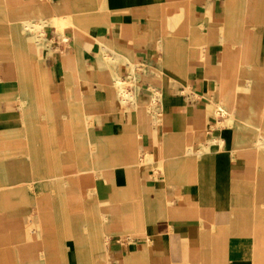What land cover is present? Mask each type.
<instances>
[{"label":"crops","instance_id":"crops-1","mask_svg":"<svg viewBox=\"0 0 264 264\" xmlns=\"http://www.w3.org/2000/svg\"><path fill=\"white\" fill-rule=\"evenodd\" d=\"M43 19L46 36L30 48L23 24ZM132 64L147 79L137 84ZM133 71L139 103L123 107L115 79ZM191 88L196 97L184 94ZM263 108L264 0H0V264H11L12 247L19 264H43L36 252L48 245L12 246L10 231L29 223L21 234L31 240L38 217L29 205L10 209L11 186L25 184L21 199L35 206L58 199V186L69 197L75 182L97 191L86 200L103 223L108 262L99 264H264ZM139 155L150 161L144 175ZM128 231L146 236L122 246ZM61 248L59 263L75 264L72 247Z\"/></svg>","mask_w":264,"mask_h":264},{"label":"rangeland","instance_id":"rangeland-1","mask_svg":"<svg viewBox=\"0 0 264 264\" xmlns=\"http://www.w3.org/2000/svg\"><path fill=\"white\" fill-rule=\"evenodd\" d=\"M263 13L262 8L258 9H251L252 15L257 12ZM57 32H64L61 27H56ZM109 59V61H108ZM114 59V58H113ZM112 58L107 57L106 61L111 62L113 60ZM131 67L136 71L138 70V78L137 84L139 81H143L147 78L141 76L140 70L142 69V65L140 64H132ZM133 71L130 74V77L124 82L125 85L128 87L129 85H136V79L134 80L133 76H137L136 72ZM115 79V78H114ZM241 82H246L247 79L244 77L240 78ZM152 89L149 88L145 89L149 95V100L151 98ZM115 90V89H114ZM184 94H190L193 97H196L194 95V90L191 88V90L186 89ZM149 102V101H148ZM152 116H156L159 113L157 110L152 109L149 110ZM229 113L230 110H227ZM228 119L230 117V114H227ZM228 122V121H227ZM233 121L228 122V124H231ZM138 162L136 163V167L139 169L140 175L146 174V170L148 169V166H150V161L143 155L138 156ZM152 166V165H151ZM153 167V166H152ZM130 167L124 168L125 171H130ZM154 174L161 171V168L154 167L151 168ZM108 174L112 178V184H108V189L106 190V196L107 198H111V201L114 203V193H115V186H114V168H108L107 169ZM65 176V175H64ZM50 180V178H48ZM126 184L123 185L122 191L125 193L126 189H128V192H130V183L131 179L130 176L128 178H125ZM44 184L47 182L44 178ZM75 185L71 186L69 197L67 196V193L64 191L63 186H58V190H53L55 194L53 195L55 200H43V201H35V206H33L34 201H26L22 200V194L20 192L21 187H24L25 184L21 185H14L11 186V200H10V209H16L20 206H26L29 205L32 207L33 212L36 211L38 221L34 220V217L31 215V218L33 220V223L35 225L34 232H32V239H26L25 237H22V234L24 230L27 228H21V229H13L9 233V240L11 241L12 246H17L19 244L18 242H26V241H38V242H48L47 247L42 248L45 250V254H41V249L38 248V251L36 252L42 259L43 264H60L59 263V257L62 253V248L64 245H67L69 247H72L69 256L71 260L75 264H99L101 262H108L107 261V251L106 256L103 254V238H102V221L98 215V213H91L90 209L95 205L96 202L88 201L86 200L89 197L96 196L97 197V191L96 190H85V191H78ZM78 184V183H77ZM28 187L32 192L35 191V184H28ZM121 192V190H119ZM51 189L50 187H46L44 185L43 187V193H48L50 196ZM64 192V194H62ZM98 202V201H97ZM100 208L103 213L106 211L103 210L105 206H103V203H100ZM112 209L108 208L107 206V219L110 218V214H112ZM75 214L74 220L72 219V215ZM105 221V220H104ZM103 221V222H104ZM72 225H74L75 229L73 231ZM134 234L137 235H145L146 233L141 232H119L118 242L123 246L125 245L124 242L120 240H130ZM4 234H0V240L3 239ZM6 235V234H5ZM104 235H106L104 233ZM19 236V238H18ZM110 241V239H109ZM109 243V242H108ZM45 245V244H44ZM108 247V244H107ZM68 249V248H67ZM86 249L89 250L87 253ZM2 252V249H0V253ZM10 252V261L11 264H19L18 259V250L17 247H12L9 249ZM35 255L34 252H28L27 256ZM74 257V259L72 258ZM101 256L100 259H98ZM98 257V258H97Z\"/></svg>","mask_w":264,"mask_h":264},{"label":"bare ground","instance_id":"bare-ground-1","mask_svg":"<svg viewBox=\"0 0 264 264\" xmlns=\"http://www.w3.org/2000/svg\"><path fill=\"white\" fill-rule=\"evenodd\" d=\"M59 23L61 24V29L63 30V31H65V29H66V22H65V20H60L59 19ZM55 22H57V20L56 19H54L53 20V23H55ZM49 24V21L48 20H45V19H43L42 20V22L40 23V24H38V23H36V22H34L33 20H27L24 24H23V27H22V33L23 34H26V31H25V26L26 25H33L34 26V28H37V29H40L41 27H43V26H46V25H48ZM26 45H28L30 48H35V46H36V42H35V39H34V37H33V39H31V40H29V39H26ZM105 59H107V56L105 57ZM115 59H117V58H115ZM114 60V59H113ZM201 60V59H200ZM108 61H109V59H108ZM112 61V60H111ZM116 61V60H115ZM222 73V72H221ZM224 76V75H223ZM134 78L133 79H135V76H133ZM115 83L118 85V87H119V89H118V92L116 91V89H115V91H116V95H117V97H118V99H119V102L123 105V107H129V105H132L131 107H129V108H135L136 106H138V103H139V100H138V98H137V96H136V92H135V90H132V89H129L126 85H125V83H124V81H122L120 78H116L115 79ZM113 85H114V83H113ZM127 87V88H126ZM239 91V89L238 88H235L234 90H233V93L232 94H235V93H237ZM116 97V98H117ZM228 100V99H227ZM159 101H161V102H163V97H162V95H161V92L160 91H156L155 92V95H153V97H152V99H151V103H150V105L149 106H147L148 108V110H150V109H152L150 106L151 105H159L158 107H159V111L157 110V112L159 113L158 115H156L155 117H154V124L156 125V124H158L159 122H161V116H160V114H162V111H163V109H164V105L163 104H159L158 102ZM229 112L222 106V105H217V107H216V109H215V114H216V116H218V115H223V116H225V115H227ZM261 113H262V115L264 116V108H263V111L261 110ZM230 114V117H229V119H228V122H231L233 119H234V116H233V113L232 112H230L229 113ZM160 116V117H159ZM224 124V122H219V121H217L216 122V125L217 126H221V125H223ZM255 145L258 147V148H260V149H264V134L263 133H260L259 134V136H258V138L256 139V142H255ZM204 150V149H203ZM205 152V151H204ZM188 154H195V152H194V150L192 149V148H190V152L188 153Z\"/></svg>","mask_w":264,"mask_h":264},{"label":"built area","instance_id":"built-area-1","mask_svg":"<svg viewBox=\"0 0 264 264\" xmlns=\"http://www.w3.org/2000/svg\"><path fill=\"white\" fill-rule=\"evenodd\" d=\"M44 28H45V26L41 27L40 29H37V28H34L33 25H26L25 31L29 35H32L36 42H40L42 40V38H44L46 36ZM61 41L63 42V44L66 43V39H64V38H62Z\"/></svg>","mask_w":264,"mask_h":264}]
</instances>
